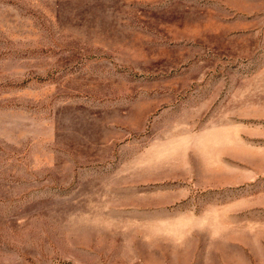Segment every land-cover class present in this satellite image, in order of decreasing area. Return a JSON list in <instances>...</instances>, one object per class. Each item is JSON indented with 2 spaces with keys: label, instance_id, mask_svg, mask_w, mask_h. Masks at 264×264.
Listing matches in <instances>:
<instances>
[{
  "label": "rangeland",
  "instance_id": "1",
  "mask_svg": "<svg viewBox=\"0 0 264 264\" xmlns=\"http://www.w3.org/2000/svg\"><path fill=\"white\" fill-rule=\"evenodd\" d=\"M0 264H264V0H0Z\"/></svg>",
  "mask_w": 264,
  "mask_h": 264
}]
</instances>
